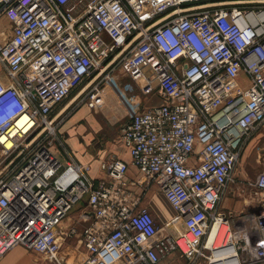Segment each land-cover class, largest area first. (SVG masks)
Segmentation results:
<instances>
[{"label":"built area","instance_id":"1","mask_svg":"<svg viewBox=\"0 0 264 264\" xmlns=\"http://www.w3.org/2000/svg\"><path fill=\"white\" fill-rule=\"evenodd\" d=\"M3 20L12 30L0 28V261L24 246L68 264L60 226L87 198L83 264H160L172 254L183 264H264V172L253 184L258 238L219 211L264 132V0H0ZM118 71L163 103L130 115L118 140L131 163L110 158L97 182L53 147L67 106L101 107ZM130 164L179 215L177 234L142 207ZM218 221L226 229L210 243ZM77 233L73 225L66 236Z\"/></svg>","mask_w":264,"mask_h":264},{"label":"rangeland","instance_id":"2","mask_svg":"<svg viewBox=\"0 0 264 264\" xmlns=\"http://www.w3.org/2000/svg\"><path fill=\"white\" fill-rule=\"evenodd\" d=\"M1 23L0 28H5L10 35L11 23L7 20H3ZM243 83L247 84V82ZM77 91L73 92L72 98L66 102L65 106L74 99ZM105 95V103L101 107L89 109L87 105H83L72 113H69L71 108L69 107L62 115L64 123L58 132L59 139L53 147V151L59 155L62 162H66L69 157L65 150L67 147L73 157L83 163H85V157L92 159V165L109 160L115 145L118 144L124 123L134 113L157 104L158 100L152 99L151 96H145L122 71H118L113 82L105 87ZM131 110L133 111L131 112ZM117 118L121 121H118ZM254 143L255 140L250 142L244 152L243 158L236 168L232 188L227 194L229 197L219 208V211L231 220L232 228L242 230L247 227L252 240L253 237L258 238L256 218L260 211H258L259 196L256 194L257 190L253 184L258 175L264 172L263 164L258 163L263 161L262 157L260 158L257 150H253ZM2 159L3 156L0 152V160ZM90 175H92L91 171ZM87 205L85 198L73 208L61 226L70 225L74 220H78L77 218L81 216L82 212L86 211ZM85 214H83L84 221H88V216ZM77 228L78 233L65 240L63 244L61 254L67 258L68 264H83L86 259L85 248L80 237L81 227L77 226ZM242 246L245 247L244 243ZM247 252L243 254L245 258H247ZM31 254L36 264H53L44 254L37 251H31Z\"/></svg>","mask_w":264,"mask_h":264},{"label":"crops","instance_id":"3","mask_svg":"<svg viewBox=\"0 0 264 264\" xmlns=\"http://www.w3.org/2000/svg\"><path fill=\"white\" fill-rule=\"evenodd\" d=\"M154 99V98H152ZM162 100H157V104L155 105H160L162 104ZM153 106V105H152ZM151 107V106H149ZM89 108V107H88ZM90 109V108H89ZM123 119V118H122ZM117 120L121 121V119ZM255 140V143L253 145V150H258L260 148H264V132H260L259 134H257V136L253 139ZM252 140V141H253ZM251 141V142H252ZM81 145V144H80ZM69 148L67 147V149H65L68 154L69 157L66 160V162H62L59 158V155L56 154L57 158L62 162V164L66 165L67 163L71 162V161H77L81 164H85V166H88L90 168L89 170V177L94 180V181H99L102 179L107 178L106 173H104L101 169V165L103 163L102 162H98L96 165H92L91 161L92 159H89L88 157H85V163L80 162V160H78L76 157L74 158L73 155L71 154V152L68 150ZM116 157V158H120L123 159L129 163H131V159L129 154L126 152V150L123 148V146L120 145L119 140H118V144L115 145V148L113 150L112 153V157ZM263 160V159H262ZM105 162V161H104ZM258 163L263 164L264 166V160L260 161ZM90 171L92 172V175H90ZM128 180H137L140 181L143 186L136 187L134 188V191L136 192L137 195L140 194V197H142V207H147L148 209H150V211L152 212L157 225L164 231L165 234H177L179 231L182 230L183 224L181 222V219L179 217V215L175 212V210L172 208V206L170 205V203L168 202V200L166 199L165 195L163 194V192L158 188V186L156 184H152L151 186L147 185L145 183L144 178H141L137 168L135 166H133L132 164H130V169H129V173H128ZM147 187H146V185ZM233 183V182H232ZM232 183L230 184L229 188L227 189L224 198H223V202H225L228 197L227 194L229 192V190L232 188ZM87 200V198H86ZM221 203V204H222ZM88 204V202H87ZM258 211L261 208V201L259 199V203H258ZM86 211H84V213L82 212L81 216L79 218H77L78 220H74L73 223H71L70 225L66 224L64 226H60V231L62 232V236L63 238H66L65 240H67L69 237L66 236V234L68 233V229L74 225H77L78 227H81L80 232H82V228L84 225H87L89 223H91V221L93 220V213L90 211V209L87 207H85ZM85 212H88L85 214ZM87 215V219L88 221H85L83 224L82 220L84 219V215ZM72 238V237H70ZM69 238V239H70ZM31 251L24 246H18L17 248H15L12 251H9L0 261V264H36L35 259L33 258ZM85 255L87 256L86 253V249H85ZM183 261L180 259V255L179 254H172L166 258H164L160 264H180Z\"/></svg>","mask_w":264,"mask_h":264},{"label":"bare ground","instance_id":"4","mask_svg":"<svg viewBox=\"0 0 264 264\" xmlns=\"http://www.w3.org/2000/svg\"><path fill=\"white\" fill-rule=\"evenodd\" d=\"M9 146H10V143H9ZM224 229H226V227H223L222 224H221V222L218 221L216 223V225L214 226L213 232H212V234L210 236V240H209L210 243H213L214 241H216L217 235H219L220 231L221 230L223 231ZM219 264H221V263H219Z\"/></svg>","mask_w":264,"mask_h":264},{"label":"water","instance_id":"5","mask_svg":"<svg viewBox=\"0 0 264 264\" xmlns=\"http://www.w3.org/2000/svg\"><path fill=\"white\" fill-rule=\"evenodd\" d=\"M71 105H72V103H71L69 106H67V108L65 109V111H66ZM65 111H64V112H65Z\"/></svg>","mask_w":264,"mask_h":264}]
</instances>
